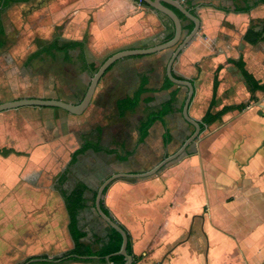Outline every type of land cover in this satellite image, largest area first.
Listing matches in <instances>:
<instances>
[{
  "label": "crops",
  "instance_id": "0c3cea01",
  "mask_svg": "<svg viewBox=\"0 0 264 264\" xmlns=\"http://www.w3.org/2000/svg\"><path fill=\"white\" fill-rule=\"evenodd\" d=\"M180 1L199 16L201 27L179 54L173 72L194 84L189 111L199 121L209 110L214 93L215 112L251 99V84L237 62L243 61L264 83V2ZM32 2L12 3L2 10V18L14 4ZM39 6L38 19L22 21L30 26L25 32L34 35L38 47L26 54L23 42L18 47L22 64L15 61L0 68V103L23 98L80 103L93 76L88 63H102L121 50L160 44L173 30L166 16L137 0H40ZM247 6L249 10H241ZM173 9L183 22L184 39L195 24ZM252 29L262 35L256 43L247 40ZM5 31L4 46L8 42L6 27ZM55 39L81 42L82 47L67 53L49 51ZM174 50L116 61L81 115L31 105L0 111V250L5 246H1L2 240L14 244L25 231L26 245L53 250L47 252L50 256L72 249L67 195L81 185L86 187L85 207L78 214L79 226L87 232L83 240L95 249L109 242L112 234L108 230V241L95 247L101 234L94 235L100 230L93 227L90 232L84 218L103 181L112 173L152 168L192 132L182 113L188 88L174 82L170 86L166 80ZM50 60L58 65H47ZM32 89L50 92L35 94ZM139 89H143L139 104L122 117L120 102ZM256 95L257 100L244 110L228 111L208 126L190 145L195 152L186 153L154 177L119 179L107 188L103 199L131 233L133 251L139 258L136 264H206L205 260L218 264L217 256L225 249H231L230 259L240 255V264H264V91ZM167 108L169 143L165 126L158 120L126 160L108 152L121 144L131 148L148 113ZM128 121L133 125L131 134L125 125ZM87 143L101 150L89 148L72 163V155ZM25 193H29V201L24 206ZM92 218L93 223L101 219L96 209ZM192 243L207 249L204 261L201 254L197 259L190 251Z\"/></svg>",
  "mask_w": 264,
  "mask_h": 264
},
{
  "label": "trees",
  "instance_id": "16d2710c",
  "mask_svg": "<svg viewBox=\"0 0 264 264\" xmlns=\"http://www.w3.org/2000/svg\"><path fill=\"white\" fill-rule=\"evenodd\" d=\"M29 0H1L0 2V47L4 46V36H5V27L3 23L2 18V10L10 6L12 3L15 2H26ZM139 3L149 7L151 10L156 11L162 16H166L154 7L149 6L142 0H137ZM264 2V0H256V2ZM253 6V5H250ZM241 9V8H240ZM250 7L242 8L241 10H249ZM177 11H179L177 9ZM182 17H186L181 11H179ZM167 17V16H166ZM169 21L173 24L172 20L167 17ZM175 36V26L173 24V30L171 33L167 34L164 38V40L161 43L167 42L171 40ZM262 35L255 32L253 29L249 31L247 34V40L251 43H256L261 39ZM160 43V44H161ZM76 47H82L81 42H68V43H61L59 40L55 39L51 44L48 46L49 51H63L67 53L73 48ZM66 59V58H65ZM67 60V59H66ZM101 62H94V63H88L87 67L89 68L90 72L94 75L95 72L98 70V68L101 66ZM241 70L244 73L245 78L249 81L251 84V92L252 97L249 101L238 104V105H225L223 108H221L218 112L214 111V107H216V99H215V93L212 98V103L207 111V113L204 115V117L199 120V123L201 125L202 132L207 129L208 126L216 122L217 120L221 119L222 116L227 113L228 111H231L233 109H238L240 111L247 108L252 102L257 100L256 93L258 91H264V83H261L259 80H257L247 69L245 66V63L243 61H239L236 63ZM111 68V67H110ZM109 68V69H110ZM108 69V70H109ZM167 82L172 86L174 83L167 77ZM215 85V89H216ZM144 89V88H143ZM143 89L137 90L132 96H128L125 99H123L120 104L119 108L121 110L120 115L123 117L126 110L135 108L139 102L141 95L143 93ZM215 92V90H214ZM176 97V96H175ZM175 98L171 102L174 101ZM185 103V101H184ZM184 104L182 105L183 109ZM181 109V110H182ZM169 108L165 110H154L148 113L147 117L140 123L139 125V138L137 140L136 144H133L131 148L126 149L124 144L118 145V147H113L108 150L109 153H117L121 160H126L132 153H134V150L138 143L142 142L148 135L150 128L152 125L160 120L165 126V141L169 143L171 141V133L170 129L166 120V114L169 112ZM192 132L195 130V126L190 124ZM191 132V133H192ZM89 148H93L94 150L98 151L101 150V147L98 145H94L92 143L85 144L82 148L78 149L73 155H72V163H74L78 157L79 154L83 153ZM190 148V149H189ZM187 150V154H191L195 152V148L189 147ZM120 149L124 150L123 153L120 152ZM85 191L86 187L85 185L78 186L75 188L69 195H67V211L69 214V230L72 235V238L74 240V247L72 249L66 250L60 254L54 255L51 257L49 254H42V255H34L29 258H27L23 263L33 259V258H41L43 259L41 262H32L30 264H65L68 262L73 261H81V262H89V263H102V264H108V260L106 259V256L109 254H112L114 252H117L120 250L123 237L122 235L113 229L110 225H108V230L111 232L112 236L109 242L105 243L102 247L95 249L92 245L86 243L83 238L87 236V232L84 231L82 228H80L78 223V214L82 208L85 207ZM97 192L94 195V198L92 200V207H95V198H96ZM102 207L105 213L108 215H111L113 219L115 217L112 215L110 209L106 206L105 200H102ZM127 232L128 234V248L127 251L129 254H131L134 257V264H136V257L133 251V239L131 236V233L127 229V227L115 219ZM76 256H84V257H91L86 259H81ZM110 261L112 264H126V259L123 255H114L110 258Z\"/></svg>",
  "mask_w": 264,
  "mask_h": 264
},
{
  "label": "water",
  "instance_id": "95a60500",
  "mask_svg": "<svg viewBox=\"0 0 264 264\" xmlns=\"http://www.w3.org/2000/svg\"><path fill=\"white\" fill-rule=\"evenodd\" d=\"M142 1H144L149 6L154 7L155 9H157L158 11H160L161 13H163L172 20L175 26V36L171 40L147 48L125 49L110 55L102 62L101 66L91 77V81L89 83L88 89L80 103H70L65 100L46 99V98H23V99H16V100L0 103V111L31 105V106H41V107L43 106L59 107L75 115H81L87 110V108L91 104L100 80L116 61L126 56L152 54L163 51L168 48L175 47V50L168 61L167 76L172 82L179 85H184L188 88V94L183 106L182 113L186 121L189 124L195 126V130L189 135V137L183 142V144L175 152L166 155L161 161H159L152 168L143 172H116L110 175L109 177H107L100 185L95 198V209L97 211V214L105 223H107L113 229L118 231L123 237V242L120 250L106 256V259L108 260V264H112L110 258L114 255H123L126 259V264H134V257L131 254H129L127 251L128 234L126 230L115 219H113L111 215H108L103 210L102 200L104 198L107 188L114 181H117L119 179L139 180V179L149 178L158 174L165 167H167L168 165L177 161L183 155H185L190 145L195 143L202 134V129L199 121L194 119L190 115V111H189L195 93V86L191 81L187 79L177 78L173 72V65L176 59L178 58L179 54L183 51V49L189 44V42L193 40V38L199 31L201 27V20L197 14L191 12V10L188 9L184 5V3H182L180 0H142ZM172 7L181 11L195 24L192 31L184 39H183V31H184L183 22L180 16L178 15V13ZM76 257L81 259L91 258L84 256H76ZM42 260L43 259L41 258H33L25 262L24 264H30L32 262H41Z\"/></svg>",
  "mask_w": 264,
  "mask_h": 264
},
{
  "label": "rangeland",
  "instance_id": "374dc122",
  "mask_svg": "<svg viewBox=\"0 0 264 264\" xmlns=\"http://www.w3.org/2000/svg\"><path fill=\"white\" fill-rule=\"evenodd\" d=\"M34 2L26 5V4H14L12 7L8 8L5 10V12L3 13V18H4V23H5V27L7 29V33H8V38H7V45H5L2 49H0V68H6L8 67L11 63L15 62L17 64H22V62L24 61V58H22V54H20V52L18 51L19 48L21 47L22 43L24 42V44L27 46L26 48V54H28V52H32L34 49H36L38 47L39 42H36V40L34 39V35L31 34L30 32H25V29H30V26H24L22 22L23 19H30V18H34L38 19L39 18V13H36L39 9V4H40V0H33ZM36 1V2H35ZM44 1V0H42ZM49 2H46V4H48ZM35 28V27H33ZM20 30V33L17 34V31ZM26 35H25V33ZM39 39V37H37ZM5 39V38H4ZM19 47V48H18ZM15 59H12L13 56H15ZM20 60V62L18 63V61ZM40 63V62H39ZM47 65H58V62L56 60H50V63H46ZM45 86H48L45 85ZM49 89V86H48ZM50 92L47 89H32L31 93H35V94H45ZM123 124V123H122ZM128 125L127 126V133L132 132V123H130L128 121ZM131 138H129V141ZM114 160V159H113ZM114 165V162H113ZM140 172V171H138ZM161 172V171H160ZM159 172V173H160ZM158 173V174H159ZM113 174V173H112ZM156 174V175H158ZM154 175V176H156ZM152 176V177H154ZM151 178V177H149ZM147 179V178H145ZM135 180V179H134ZM24 190L26 188H23ZM22 192L18 191L17 195L22 197ZM29 193H25L24 197H25V201L22 202V204L25 206L28 201H29V197H28ZM91 205V209L90 210H86L84 212V218H85V226L86 228L92 232L93 227H96L98 230H100L99 232H96L94 236L96 235H100V238L97 240V243H94L95 247L101 246L102 244H104L105 242L108 241L107 238V232H108V224L105 223L103 220H99L97 222L92 221V215L95 212V209L92 207V203ZM94 217V216H93ZM197 227V225H196ZM24 230V228L21 229V232ZM21 237L16 239V242L14 244H10L7 241L2 240L1 242V246L3 245L2 243H5V246L3 248V250H0V262H3L5 264H8L10 261L12 260H22L25 258H29L31 256L34 255H42V254H49L47 252H53V250L50 251H46L44 248L39 249L37 245L35 244V248L32 249L30 245H26L25 243V238L28 237V233L25 234H21ZM196 241H199V238L196 237L195 238ZM203 244L199 245V244H195L192 243V247H191V252L193 254H195L197 259L201 254V256L203 257L201 259V261H204V258H206V250L203 249ZM4 250H6V252H4ZM231 251V249H225L223 251L220 252V256H217V261L218 264H240V255H238V257H236L235 259L229 258V252ZM36 252L37 254L32 255V253ZM224 253H227V255H222ZM60 254V253H59ZM30 255V256H29ZM54 256V255H53ZM51 256V257H53ZM136 257V262L139 261V258L137 256ZM207 264V260L204 261ZM65 264H102V263H89V262H81V261H73V262H68ZM198 264V263H197Z\"/></svg>",
  "mask_w": 264,
  "mask_h": 264
}]
</instances>
